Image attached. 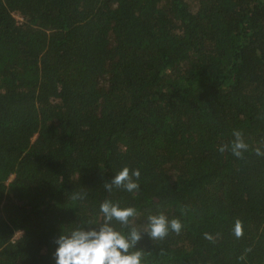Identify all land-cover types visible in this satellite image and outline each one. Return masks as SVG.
Listing matches in <instances>:
<instances>
[{"label":"trees","instance_id":"obj_1","mask_svg":"<svg viewBox=\"0 0 264 264\" xmlns=\"http://www.w3.org/2000/svg\"><path fill=\"white\" fill-rule=\"evenodd\" d=\"M257 148L264 0H0V264H54L105 200L136 209L125 233L181 222L142 234V264H264ZM124 167L139 189L108 191Z\"/></svg>","mask_w":264,"mask_h":264},{"label":"clouds","instance_id":"obj_2","mask_svg":"<svg viewBox=\"0 0 264 264\" xmlns=\"http://www.w3.org/2000/svg\"><path fill=\"white\" fill-rule=\"evenodd\" d=\"M233 140L229 145H221L220 152L230 150L232 155L241 157L242 152L248 149V144L243 139L240 130H233ZM258 156L264 155L257 148ZM138 169L129 170L122 168L104 187L111 191L112 187L123 188L129 193L139 189ZM100 213L103 214V223L96 227H77L68 232L59 231L53 238L55 245L52 252L54 264H142V253L135 248L143 233L150 239H162L169 231L179 233L182 224L178 219L169 220L165 215H149L142 229L128 227L127 233L114 227L113 221L118 222L122 228L129 226V218L137 215L134 207H121L109 200L100 204ZM234 234L241 235V224L237 221L234 225ZM205 239L212 237L205 233Z\"/></svg>","mask_w":264,"mask_h":264}]
</instances>
